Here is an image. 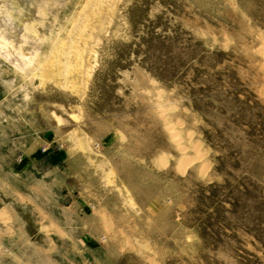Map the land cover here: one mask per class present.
I'll return each instance as SVG.
<instances>
[{"label": "rangeland", "instance_id": "374dc122", "mask_svg": "<svg viewBox=\"0 0 264 264\" xmlns=\"http://www.w3.org/2000/svg\"><path fill=\"white\" fill-rule=\"evenodd\" d=\"M2 34L0 264H264V0H0Z\"/></svg>", "mask_w": 264, "mask_h": 264}, {"label": "clouds", "instance_id": "9594fccd", "mask_svg": "<svg viewBox=\"0 0 264 264\" xmlns=\"http://www.w3.org/2000/svg\"><path fill=\"white\" fill-rule=\"evenodd\" d=\"M0 47H2L3 50H4V51H3V57H2V58H3L5 61H7V62H11V61H12V58H13L14 56H20V55H21L18 51H15V50H13V51H8L7 49L10 48L11 45L8 44L7 42H5L4 45H2V46H0ZM21 59H23V60H27V57L21 56ZM27 67H28V65L25 64L24 68H20L19 70L23 72V71L26 70Z\"/></svg>", "mask_w": 264, "mask_h": 264}, {"label": "bare ground", "instance_id": "6f19581e", "mask_svg": "<svg viewBox=\"0 0 264 264\" xmlns=\"http://www.w3.org/2000/svg\"><path fill=\"white\" fill-rule=\"evenodd\" d=\"M10 20V19H9ZM1 37H0V45H4V43L5 42H7L8 44H10L11 42H10V39L9 38H7L6 36H4L3 34L2 35H0ZM27 44V43H26ZM2 48V47H1ZM16 49V48H15ZM3 50V49H2ZM26 50V49H25ZM4 51V50H3ZM27 51V50H26ZM36 51V50H35ZM22 53H23V51H21ZM0 53H2V51H1V49H0ZM3 54V53H2ZM25 55V54H24ZM33 55H34V53H33ZM23 56V55H22ZM18 57V56H17ZM24 57H26V56H24ZM14 58V57H13ZM20 58H21V56H20ZM17 60V63H16V65H17V67L18 68H24L23 66L25 65V64H27V62H28V60L30 59H28V57H27V60H23V59H19V58H16ZM12 60H15V59H12ZM30 61V60H29ZM15 62V61H14ZM28 65H29V63H28ZM42 65V64H41ZM42 66H40V68H41ZM42 69H44V68H42ZM36 78V77H35ZM40 78V77H39ZM33 81V80H32Z\"/></svg>", "mask_w": 264, "mask_h": 264}]
</instances>
